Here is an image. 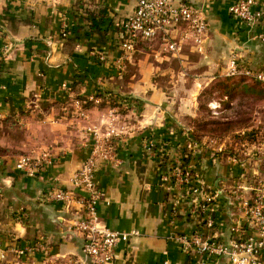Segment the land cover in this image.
<instances>
[{"label": "crops", "instance_id": "crops-1", "mask_svg": "<svg viewBox=\"0 0 264 264\" xmlns=\"http://www.w3.org/2000/svg\"><path fill=\"white\" fill-rule=\"evenodd\" d=\"M179 1L204 11L202 52L188 41L177 56L159 53L158 43L141 44L138 55L122 61L119 25L132 12L131 1L0 0V264H52L82 255L81 235L69 230L80 217V205L65 206L44 196L51 187L83 196L71 181L93 141L83 124L105 129L108 123L106 110L94 108L88 120L71 126L46 109L64 101L74 81L84 95L111 91L133 104L115 122L126 132L114 145L118 161L99 162L95 171L100 222L130 233L105 264H231L226 257L184 246L178 237L198 231L204 239L228 242L249 233L236 201L252 200L255 189L264 190V96L254 97L249 122L233 135L202 137L199 144L192 132L184 131L185 116L197 113L196 88L155 92L140 82L138 71L151 61L146 56L159 63L180 57L194 67L203 64V78L211 79L225 74L235 56L240 70L264 73V41L255 37L264 21L248 28L228 11L236 0ZM256 7H264V0ZM23 112L29 115L22 118ZM45 148L52 152V162L36 174L16 168L22 152L36 155ZM188 154L184 171L179 166ZM163 155L168 163L161 162ZM195 185L200 193L191 191ZM207 194L216 195L209 211L202 207Z\"/></svg>", "mask_w": 264, "mask_h": 264}, {"label": "built area", "instance_id": "built-area-1", "mask_svg": "<svg viewBox=\"0 0 264 264\" xmlns=\"http://www.w3.org/2000/svg\"><path fill=\"white\" fill-rule=\"evenodd\" d=\"M129 1L133 4L132 12L119 25L122 61L127 59V52L134 51L139 43L145 47L158 43L159 53L177 56L188 41L198 52H202L207 33V20L202 8L179 0ZM257 4L258 0H236L229 5L228 11L248 28H252L264 21V7L257 8ZM255 37L264 41V25ZM99 58L106 59L104 55ZM238 65L235 56L230 58L225 74H253L258 80L264 81L263 72L243 71ZM87 99L94 104L102 101L96 92L88 94ZM74 105L80 110L82 119L88 120L89 113L81 108V102L74 100ZM119 110L118 106L106 109L108 123L105 124V129L95 123L83 124L84 129L91 133L93 141L88 156L71 176L72 183L82 190L83 196L76 197L73 191L57 187H51L44 194L50 202H59L65 206L77 203L82 209L80 217L69 226V230L78 232L82 237V255L76 258L67 257L63 262L52 264H87L88 261L95 264L110 263L113 261L117 243L130 236L129 232L110 229L100 222L98 203L101 200V192L95 182V171L99 162L118 161L114 145L120 135L126 134L124 128L115 126L120 115ZM151 145L146 144L147 148ZM51 154L49 150H41L36 155H20L16 168L27 175H34L42 166L52 162ZM177 178L181 183L186 181L180 173H177ZM237 188L242 187L239 185ZM255 190L257 195L252 200L238 197L236 201L250 227L249 233L228 242L215 236L204 239L198 231L188 237L179 236L178 239L184 246L195 248L200 253L226 257L231 264H264V190ZM191 191L200 193L201 188L195 185L191 187ZM215 198V194L205 195L203 209L209 211L208 206L214 203ZM207 225L213 226L212 218H207Z\"/></svg>", "mask_w": 264, "mask_h": 264}, {"label": "rangeland", "instance_id": "rangeland-1", "mask_svg": "<svg viewBox=\"0 0 264 264\" xmlns=\"http://www.w3.org/2000/svg\"><path fill=\"white\" fill-rule=\"evenodd\" d=\"M3 52H9V48H4ZM148 64L141 71H138L139 77H141L142 84L144 81L149 83V88H155V92H193V89L199 92L197 97V113L195 116H185L184 121L186 122V126H189L188 130L192 132L193 135L199 137L198 140L202 139L201 132L199 133L191 119L198 120L200 123L205 122V124H209L212 121L216 120H228V121H238L241 123L246 121L249 117L251 118L252 109L256 100L251 95V93L247 95H242L238 97L233 103H231L229 97H220L218 98V92H222V86L219 83L220 79L226 74H216L214 78L207 79L203 78L202 73L204 72L203 64L194 67L190 64L189 60L182 62L180 57L175 58H167L163 59L160 63L155 60L154 56L148 57ZM136 69H139L138 67ZM135 69V70H136ZM151 74V75H149ZM229 76V75H228ZM144 79V80H143ZM197 79V80H195ZM149 81V82H148ZM245 84L250 85L251 82L247 81ZM239 92V91H234ZM241 92H254L250 91L248 88H242ZM256 92V91H255ZM230 102V105L223 104V101ZM220 103V104H219ZM249 122V121H248ZM191 127V130H190ZM210 128H214V132L220 131L224 128L223 125H209ZM205 126L204 128H209ZM18 136L23 141V133L18 132ZM17 135V134H16ZM18 149V148H17ZM19 151L21 149H18ZM22 154V153H21ZM27 154V152L25 153Z\"/></svg>", "mask_w": 264, "mask_h": 264}, {"label": "trees", "instance_id": "trees-1", "mask_svg": "<svg viewBox=\"0 0 264 264\" xmlns=\"http://www.w3.org/2000/svg\"><path fill=\"white\" fill-rule=\"evenodd\" d=\"M141 43L136 44L135 46V50L128 53L127 52V59L128 61H131L136 55L139 54V52L141 51ZM247 81H250L251 84H245ZM222 86V92H218V98L222 97H229L231 103H233L238 97L242 96V95H247L249 93H251V95L253 97H257L259 98L258 100H260L261 97L264 96V81L258 80L253 74H244V73H238L235 75H231V76H223L220 79L219 82ZM79 82L78 81H74L73 83L70 84L69 89V95L68 97L64 100V101H58L55 102L53 104L47 105L46 109H53V115L55 116V118L58 121H67L69 123H71V126L76 125L78 122L82 121V117L79 115L80 110L77 109L74 105V100H78L81 102V108L83 110H86L88 113H90V111H92V109L96 108V109H100V110H106L112 106H118L119 113L120 114H125L128 111H130L132 109V100L129 97L123 96L121 94L118 93H113L111 91H98L96 90V95L99 96L102 101L99 104H94L93 102L89 101L87 99V95L82 94L76 87V85H78ZM242 88H248L250 91H254V92H241ZM234 91H239V92H234ZM256 91V92H255ZM230 102L223 101V104L225 105H230ZM252 104H255L254 101ZM29 115V112H23V117ZM194 127L196 128V130L202 135V137H206V138H222L224 136L230 135V134H234L236 130H238L239 127L244 126L246 123H248V121L250 120V114L249 117L246 121H244L243 123H241L240 120L232 122V121H228V120H216V121H212L209 124H205V122H199L198 120L195 119H191ZM209 125H223L224 128L220 131H217V133H215L213 130L214 128H210ZM205 126H208L209 128H204ZM21 126L17 125V128H20ZM195 138L197 139V143L200 144V142H198V138L195 135ZM3 147L0 145V151H2ZM43 151L49 150L48 148L42 149ZM21 155H25L24 152H22ZM191 160V154H188L186 157H184L182 159V163L180 164V168H182L184 171H186V167L188 166V164L190 163ZM162 163H168L167 161V155H163L162 159H161Z\"/></svg>", "mask_w": 264, "mask_h": 264}]
</instances>
